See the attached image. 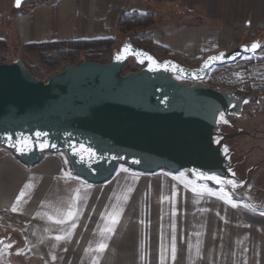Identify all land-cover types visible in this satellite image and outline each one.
Instances as JSON below:
<instances>
[{"label":"crops","instance_id":"obj_1","mask_svg":"<svg viewBox=\"0 0 264 264\" xmlns=\"http://www.w3.org/2000/svg\"><path fill=\"white\" fill-rule=\"evenodd\" d=\"M13 3L14 0H0V46L8 59L25 61L32 55L26 49L30 43L74 40L111 39L114 44L110 53L102 56L112 55L130 36L118 32L119 16L122 12L136 11L155 16V24L149 31L153 53L159 59L162 50H167L182 62L184 59L200 62L209 53L257 42L260 47L253 54L229 65L235 70L236 80L245 77L251 64L264 69V0H25L19 10ZM67 172L79 179L66 177ZM26 184L31 187L26 188ZM193 187L211 188L218 194L221 191L195 180L185 170L174 173L162 169L151 174L127 166L118 168L103 183H90L72 171L63 152L44 153L39 162L28 166L0 146V236H8L4 243L11 244L9 256L0 263L92 264L95 256L98 264H160L161 234L170 248L171 239L167 237L172 232L173 220L176 231H181L189 228L188 216L198 222L195 216L203 215L206 224L200 230L207 239L202 240L199 257H195L194 251V264H243L245 257L247 264H264V215L258 209L251 211L240 206L241 200L234 197L236 208L217 196L207 193L201 196L192 191ZM128 188L132 189L130 193ZM22 189L25 195L13 212L12 205ZM76 189L81 197L76 201L77 216L65 225L56 224L55 219L63 218L57 215V210H67ZM125 195L127 201L123 199ZM120 209L123 211L112 233L103 237L105 250L86 252L102 239L100 229L112 226L106 219L108 213ZM48 215L54 219L48 220ZM238 215L243 217V223L236 229L234 222ZM73 222L77 226L71 239L55 241L54 236L62 235ZM142 232L146 233L145 238ZM235 232L243 237H234ZM187 247L186 240L183 243L179 240L176 259H170L169 251L167 264H187ZM52 255L56 260H52Z\"/></svg>","mask_w":264,"mask_h":264},{"label":"water","instance_id":"obj_2","mask_svg":"<svg viewBox=\"0 0 264 264\" xmlns=\"http://www.w3.org/2000/svg\"><path fill=\"white\" fill-rule=\"evenodd\" d=\"M24 1L17 7L14 0L13 7L19 10ZM253 43L257 44L241 43L209 53L190 67L172 57L159 59L127 37L109 62L64 64L46 81L34 76L20 59L0 63V146L28 166L39 162L44 153L63 152L72 171L95 184L107 181L118 165H125L151 174L185 170L197 181L227 187L199 174L232 178L231 152L225 142L251 135L231 119L241 116L244 101L250 98L231 89L204 87L201 82L212 68L253 54L258 48L247 50ZM137 52L146 53L156 64H170L167 69L155 67L147 56L132 54ZM220 53L224 59L203 68L209 56ZM118 55L123 58L117 59ZM130 60L139 70L122 72ZM172 64L184 72L171 70ZM221 112L227 124L218 122ZM222 126L234 132H223ZM36 132L45 133L41 140L55 147L42 149L30 142L31 151L21 153L12 146L21 134L35 141ZM81 145L95 153L94 160L83 163L73 153V147L80 151ZM83 155L87 160L88 153ZM7 240L8 236H0V246Z\"/></svg>","mask_w":264,"mask_h":264},{"label":"snow or ice","instance_id":"obj_3","mask_svg":"<svg viewBox=\"0 0 264 264\" xmlns=\"http://www.w3.org/2000/svg\"><path fill=\"white\" fill-rule=\"evenodd\" d=\"M20 2H21V0H16V6L17 7L20 6ZM125 47H126V50L131 51V46L130 45H126ZM258 47H260V45H258L256 43H253L251 45V48L247 49V50L255 51ZM132 54H138V55L147 56L146 53H139V52L132 53ZM237 55H239V54H237ZM116 58L117 59H122L123 57L118 55ZM147 59L149 61H151V65H155V67H165L167 69L169 64H170V62H167V61H165L164 64H162V65L161 64H156L155 60H153V58L150 57V56H147ZM222 59H224V54L223 53H220L219 55H216V56H209L204 61L203 68H208V67L211 66L212 62L218 61V60H222ZM171 70H173V71H177L178 70L181 73L184 72V69L179 68V66L175 65V64L171 65ZM201 70H203V69H201ZM177 78H180V77L178 76ZM244 103H247V100H245ZM224 116H225V113L221 112L218 122L227 124L228 120L224 119ZM34 135H35V138H36L35 141L32 140V137L24 136L23 134H21L20 136H18L16 138V144H13L12 146L15 147L16 150L21 152V153H24V152H27V151H31V148L29 147V143L30 142L38 144L39 147H41L42 149L46 148V147H49V146L55 147V145H49L46 141H42L41 140L42 137L46 136L45 133L36 132ZM7 139L9 141H11L12 137L8 136ZM217 142H219V141H217ZM84 152L88 153L87 160L85 159V157L83 155ZM224 152L225 153L228 152L227 147L224 148ZM73 153L75 155H79L81 157V162H83V163H87V162H90V161L95 159V153L90 148L85 149L83 145L80 146V151H77V149L75 147H73ZM65 163H67V161H65ZM122 170L125 171V172L128 171L127 169H122ZM64 175L66 177H69V178L79 179V177H72L70 172L64 173ZM199 175L201 177L205 178V179L215 180L217 184L231 185L232 189H235L238 186L234 179H226V178H222V177H220L218 175H207V174H203V173H201ZM180 176H183V173H181ZM174 179H179V177H174ZM81 186L86 188V189L87 188H91V185H87V184H82ZM185 186H187V185H185ZM25 187L26 188L27 187H31V184H26ZM131 191H132L131 188L127 189V192L130 193ZM192 191L198 193L201 196L203 194H205V193H207L209 196H217L219 199L223 200L226 204L231 205L233 208H236L238 206L237 202L234 201L232 199V196L228 192L224 191V189H221L219 194L217 192L213 191V189L207 188V187H201V188L193 187ZM76 193H77L76 195L71 197V199H70V201H69V203L67 205V210L66 211H61L59 209L57 210V215L61 216L63 218L55 219L54 222L56 224L65 225L67 222L72 221L77 216V214L79 212V209L76 207V201L81 198L79 196V189H76ZM24 195H25V192L22 189L20 194L16 197V203H14L12 205V209L11 210L13 212H16L18 210L17 206L20 203L21 198L24 197ZM175 195H176L175 186H173V192H172V196H173L172 216L173 217H175V199H174ZM83 199L86 200V197H84ZM123 199L125 201H127L128 196L125 195L123 197ZM163 199H167V198L164 197ZM242 206L247 208V209H249V210H251V211H255V207L253 205H251V204L244 203ZM122 211H123V209H120L119 211H113V212H109L108 213L106 219H108L110 221L112 226H105V227L101 228L100 229V234H101L102 239L100 241H98V243L96 244V247L94 249H91V248L85 249L86 252L91 250V251H94L96 253H102L105 250V248L107 247V244L104 243L103 237L106 234L112 233L115 224L118 223V221H119V216H120V213ZM260 214L264 215V212H261ZM101 215H104V214H101ZM47 219L48 220H53L54 217L51 216V215H48ZM141 223L143 224V221H141ZM76 226H77L76 223H74V222L71 223L70 227H68L66 230H64L62 235H55L54 236L55 241L60 242V241H63V240L71 239L72 232L76 228ZM171 228H172V235H171L170 248H169V245L167 243H165L164 234L163 233L161 234L160 256H159L160 264H167V262L169 260V251H170V259L172 261H175L176 256H177L176 224H175L174 220H173V222L171 224ZM46 231H47V229H46ZM195 235L197 237H199V236H201V233L197 232V233H195ZM201 246H202V242L198 240L197 244L195 245V257H199L200 256ZM53 247H56V245L54 244ZM193 247L194 246L192 245L191 241H189L188 248H189V259L190 260L194 259ZM4 248L5 249L11 248V244H5ZM18 252H19V250H18ZM244 252L245 253L247 252L246 248L244 249ZM141 259L142 260L144 259L143 253L141 254ZM52 260H56V256L55 255H52ZM92 264H98V259L95 256L92 258ZM234 264H235V262H234ZM243 264H247L246 257L244 258Z\"/></svg>","mask_w":264,"mask_h":264},{"label":"trees","instance_id":"obj_4","mask_svg":"<svg viewBox=\"0 0 264 264\" xmlns=\"http://www.w3.org/2000/svg\"><path fill=\"white\" fill-rule=\"evenodd\" d=\"M154 24L155 16L152 13L126 11L122 12L117 20V30L120 35L125 37L130 35L129 38L138 47L150 50L153 53L154 43L149 30ZM113 44L114 41L111 39L92 41L74 40L68 42L54 41L38 44L30 43L26 45V49L27 51L32 52V55L35 54V57L41 64V69L49 72L51 76L58 72H55V70L60 65L64 66V64L68 63L79 64L84 60L102 63L108 62L106 58L102 56V53H110ZM3 51L2 46H0V63H7L8 61L15 60L8 59L7 56L3 54ZM162 52V58L172 57L167 50H162ZM23 63L34 76L40 79L42 78L38 73L39 68L37 66H34V64L32 66L28 65L25 61H23ZM127 64L128 62L125 66ZM125 66L123 67L122 72L124 71Z\"/></svg>","mask_w":264,"mask_h":264},{"label":"rangeland","instance_id":"obj_5","mask_svg":"<svg viewBox=\"0 0 264 264\" xmlns=\"http://www.w3.org/2000/svg\"><path fill=\"white\" fill-rule=\"evenodd\" d=\"M103 56H104V58H106V60L108 62L110 61L109 59L111 58V56L109 54L103 55ZM174 59H176L180 63L187 65V66H190V67L197 66L199 63L196 60L193 61V60H185L184 59L182 62L181 60H178V58H176V57ZM238 60H236L235 63L238 62ZM25 62L31 66L34 64V66H37L39 68L38 73L42 77L41 80H45V81L48 80L50 73L45 71L44 69H41L42 68L41 64L38 61V59L35 57V54L30 55L28 58H26ZM229 64H232V63H229ZM229 64H225V65H221V66H217V67L212 68L208 72L205 80L201 82V84L204 85V87L206 86V87H210V88H213L216 90H227L226 88H228L230 86L232 87L234 81H236V78H234L235 77V72H234L235 70H232V65H229ZM62 67H63V65H60L55 70V72L61 70ZM139 68H140V66L135 65V63L132 60H130L128 62V64L125 66L123 72L124 73L129 72V71L134 72V71L139 70ZM184 82L189 83L187 81H184ZM249 112H250V108L245 106V108L243 110V115L241 116V118H237L235 120V118L231 117V119L235 122V126L243 128L244 130L249 131V132L254 131V129H256V128L264 129V107H260L259 110H257L256 112H252V113H249ZM247 139L248 138H246V137H240V138L236 139L235 141H227L225 143L229 144V145H233L234 143H237V142H244ZM233 159H234V157H233ZM125 167H126L125 165H118L115 172H117L118 168H125ZM219 188L224 189V191H226L230 194L229 190L226 187H219ZM262 195H263V193H260V194L255 193V198L260 199V200L263 199L261 201V203H259V205H261V207H259V208L255 207L256 210L258 209L257 210L258 213L264 212V197ZM232 198H233V196H232ZM244 203H246V202L241 200L239 205L241 206ZM259 209H261V210H259ZM188 217H187L186 226L189 228L186 230L182 229L181 231H176V237H177V243L179 240L181 241V243H183L184 240H186L187 244L189 243V241H191L192 245L194 246L193 247V255H194L195 245L197 244V241L199 240L202 242V240L207 239V236H205V234L203 236V231L200 230V228L203 229L202 226H204V224H206V221L204 220L203 215L198 216V217L195 216V219L199 218L198 222L194 221V217L191 218V216H190L189 217L190 220H188ZM222 218L224 219V217H222ZM223 219H221L220 221H222ZM225 223L226 222H224L222 224H225ZM242 223H243V217L241 215L236 216L235 222H234V224H236V226H237L236 229H238ZM197 232H200L201 236L197 237L195 235V233H197ZM238 234L239 235H236V232H235L234 237H238V238L243 237L240 235V232ZM171 235H172V232H169V237H167V238L171 239ZM141 236L145 238L146 233L142 232ZM205 242L206 241L203 242V245L205 244ZM5 244H7V243H4V245ZM4 245H2V247L0 249V261L3 260V258H6L7 256H9L8 251L11 250V248L5 249ZM204 249H205V246H204ZM186 257L188 259L187 264H194L195 263L194 259H191V260L189 259V248L188 247H187V256Z\"/></svg>","mask_w":264,"mask_h":264},{"label":"flooded vegetation","instance_id":"obj_6","mask_svg":"<svg viewBox=\"0 0 264 264\" xmlns=\"http://www.w3.org/2000/svg\"><path fill=\"white\" fill-rule=\"evenodd\" d=\"M249 98V102L245 105L250 108L249 113L256 112L260 107H264V96H251ZM241 116L233 118L236 120ZM233 123L235 124L234 121ZM220 129L223 132H234L233 129L225 126ZM250 134V136H241L248 138L244 142H237L233 145L227 144L231 152L229 156L232 165L231 179H234L238 186L235 189H232L231 185L226 188L236 200L245 201L259 208L261 207L259 203L263 199L255 198V193H263L262 196L264 197V129L256 128ZM238 138L240 137L230 141H235Z\"/></svg>","mask_w":264,"mask_h":264},{"label":"built area","instance_id":"obj_7","mask_svg":"<svg viewBox=\"0 0 264 264\" xmlns=\"http://www.w3.org/2000/svg\"><path fill=\"white\" fill-rule=\"evenodd\" d=\"M191 83V82H190ZM233 90L240 96H263L264 95V69L256 68L253 64L246 69L244 78L234 81L233 86L226 88Z\"/></svg>","mask_w":264,"mask_h":264}]
</instances>
